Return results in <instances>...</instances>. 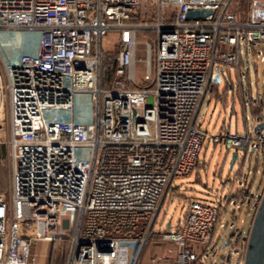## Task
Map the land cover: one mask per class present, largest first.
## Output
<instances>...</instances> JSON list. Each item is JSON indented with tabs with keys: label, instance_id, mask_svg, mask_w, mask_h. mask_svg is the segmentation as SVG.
<instances>
[{
	"label": "built area",
	"instance_id": "obj_1",
	"mask_svg": "<svg viewBox=\"0 0 264 264\" xmlns=\"http://www.w3.org/2000/svg\"><path fill=\"white\" fill-rule=\"evenodd\" d=\"M145 3L157 8L148 24L154 41L143 45L147 84L129 87L137 28L131 19ZM234 4L0 0V30L38 33L34 54L8 62L0 51V126L7 124L10 162L9 196L0 194V264H34L35 240L61 238L64 264H136L165 188L196 164L204 133L193 115L214 68L219 77L227 68L238 71L241 44L246 52L264 40V21L240 16ZM188 9L208 11L187 18ZM109 30L118 48L105 86L100 40ZM254 56L264 61L260 51ZM220 138L243 155L251 140L246 128L210 136ZM244 188L236 198L222 197L223 206L220 199L189 200L177 225L158 232L172 254L156 260L204 264L219 216L246 195ZM259 197L249 195L255 203ZM240 237L241 228L229 250L239 247L241 257L246 236L241 246Z\"/></svg>",
	"mask_w": 264,
	"mask_h": 264
},
{
	"label": "rangeland",
	"instance_id": "obj_2",
	"mask_svg": "<svg viewBox=\"0 0 264 264\" xmlns=\"http://www.w3.org/2000/svg\"><path fill=\"white\" fill-rule=\"evenodd\" d=\"M262 1L234 0V8L240 16L249 15L251 20L259 21L261 17L256 11L261 8ZM156 13L157 8L155 4L145 3L135 11L136 18L131 19L132 23L137 25V28L135 30V53L133 58L134 77L133 81L126 83L129 87L147 84L146 80L142 79L144 69L143 45L144 41H148L150 45L154 41V31L148 24L154 21ZM37 38L38 33L36 31L10 30L6 32L0 30L1 54L8 62L23 52L34 54ZM100 46L102 49L100 77L102 85L106 86L112 78L111 75L110 77L108 76V70L114 62L113 58L118 48L116 44V32L113 30L107 31L101 37ZM256 51H260L264 55V40L248 46L246 52L243 49V44H241V62L238 76L232 68H227V70H223V75L216 82V91L221 97L224 94L225 102L224 100L221 102L218 99L213 100V98L208 102L211 117L203 122L201 130L204 132V135L198 151L196 164L188 175L173 179L171 184L166 187V192L164 190L165 194L161 195L159 207L155 215L154 230H163L168 218L171 228H173L176 218H182L186 204L191 199L212 204H215L216 200L220 199L221 206H223V201L226 199L224 198L223 200L222 195L223 197L234 196L236 198L243 185H245L246 195L252 192H254L253 194L261 193L264 184V173H262L264 142L260 141V136L258 137V141L254 138L255 135L251 129L253 112L248 105L249 98L255 104V98L258 94L264 108V61L254 56V52ZM227 72L228 76L226 75ZM237 77L240 78L243 90H250L251 92V96L248 93L244 95L247 130L251 140L244 155L242 150L237 149V157L232 163L231 168L227 169L229 154L233 148L225 149L222 138L217 142H212L210 136L220 133L218 131L219 127L223 131L227 129L234 131L236 129L239 134L243 133L242 107L238 98L233 96L232 110L230 111L229 104L232 94L230 88L226 87L228 81L236 85ZM205 100H208V96ZM213 121L214 126L212 127ZM6 135L7 124L4 122L0 126V145H3L2 147L6 149V156L3 162H0V193L8 198L10 162L7 155ZM253 144L255 145L253 146ZM251 146H253L252 150L249 149ZM244 200L239 199L236 202L234 200L232 204L225 207L223 213L219 216L214 226L209 246L203 252L204 264H219L223 256L224 264H234L239 247L233 246L229 250V246L236 240L241 225L243 226V232L238 243H240V246L242 245L241 240L247 234L248 225L256 205L255 203L249 212H245L247 199ZM235 203H238L239 206L234 208V213H232L233 204ZM242 219L244 220L243 223ZM233 225L235 227L234 234L231 236V242L221 246L222 241ZM30 251L34 264H64L67 240L65 238L52 241L35 240L31 245ZM241 260L242 255L237 264H241Z\"/></svg>",
	"mask_w": 264,
	"mask_h": 264
},
{
	"label": "crops",
	"instance_id": "obj_3",
	"mask_svg": "<svg viewBox=\"0 0 264 264\" xmlns=\"http://www.w3.org/2000/svg\"><path fill=\"white\" fill-rule=\"evenodd\" d=\"M240 59H241V55H240ZM234 71L237 73V76H238L239 68H238V71H236V70H234ZM226 75L228 76V72L226 73ZM220 77H219V80H220ZM215 84H216V82L211 81V78H210V82L208 83L204 94L201 96V98L198 102V105L195 109L194 115H193V121L197 125H199V127L201 129L203 126V122L205 120H208L211 117V114L209 112V104H208L210 99H212V98H213V100L218 99L220 102L222 100H224V102H225L224 94H222V97L218 95V93L216 91ZM226 87L230 88V92L232 94V99H231L230 104H229L230 111L232 110L233 96H235L236 98H238V100L240 102V105L242 107V115L244 116L245 106H246L245 101H244V95L246 93H248V95L251 96L250 90L249 91L243 90V87H242L241 82H240V78H238V77H237L236 85H233L230 81H228ZM225 93H226V91H225ZM207 96H208V100L206 101L205 99ZM255 101L256 102L254 104L252 102V99H250V98L248 99V102H249L248 105L250 107V110L253 112V123L256 122L257 120H262V119L264 120L263 102L260 100V97H258V94L256 95ZM254 108H256V109L254 110ZM243 116H242V118H243ZM242 120H243L242 130L244 128L247 129V123H246L247 119L244 120V118H243ZM253 123L251 124V126L253 125ZM213 126H214V121L212 122V127ZM220 128L221 127H219L218 131L223 132V130ZM224 131H232V130L227 129ZM234 131L237 132L236 129ZM2 146L0 145V162H3V160L5 159V156H6V153H5L6 149ZM262 162H263V168H262L263 172L262 173H264V155H263ZM170 184H171V182H170ZM166 190H167V188L165 189V192H166ZM165 192L163 194H165ZM253 193L254 192H252L251 194H253ZM0 194H2V193H0ZM251 194L245 195L241 199V200L247 199L245 212H249L252 209L253 205L255 204V202H252V200L249 198V195H251ZM242 205H243V203H242ZM245 214H247V213H245ZM241 221L243 223L244 220L242 219ZM175 222H176V220H175ZM168 223H169V218H168ZM154 224H155V219L151 225L149 236H148L147 240L143 244H141L140 247L138 248V256H137L136 264H165L164 260H162V259L156 260V258L160 257L162 255L170 256L172 254V245L169 242L161 240L158 237L159 230H154ZM176 225L177 224L174 223L173 227H175ZM169 228H171L170 223H169ZM164 229H167V228H165V225H164ZM242 232H243V226L241 225V235H242ZM31 256H32V254H31ZM32 258H33V256H32ZM221 261L219 262V264H221ZM237 263H238V261H237ZM226 264H228V263H226Z\"/></svg>",
	"mask_w": 264,
	"mask_h": 264
},
{
	"label": "water",
	"instance_id": "obj_4",
	"mask_svg": "<svg viewBox=\"0 0 264 264\" xmlns=\"http://www.w3.org/2000/svg\"><path fill=\"white\" fill-rule=\"evenodd\" d=\"M206 9H188L186 11L187 18H202L207 12ZM257 14L264 21V0L262 1L261 8L256 11ZM219 68H214V72L211 76V81L217 82L219 75L217 71ZM252 131L257 136H260V141L264 142V120H257L251 126ZM252 150V147L249 148ZM237 151L232 150L229 154V161L227 169H230L232 163L236 159ZM223 197V195H222ZM179 218H176V224ZM165 228H169L168 219L165 222ZM233 234V226L230 227L225 239L222 241L221 246L226 245L230 237ZM240 257V252H237L234 264H237V260ZM241 264H264V184L260 193L258 202L255 205L248 231L246 234L245 247L242 254Z\"/></svg>",
	"mask_w": 264,
	"mask_h": 264
},
{
	"label": "trees",
	"instance_id": "obj_5",
	"mask_svg": "<svg viewBox=\"0 0 264 264\" xmlns=\"http://www.w3.org/2000/svg\"><path fill=\"white\" fill-rule=\"evenodd\" d=\"M113 68H114V62H113V64H112V66H111V68L108 70V76L110 77V75L111 76H113ZM112 79V78H111Z\"/></svg>",
	"mask_w": 264,
	"mask_h": 264
}]
</instances>
